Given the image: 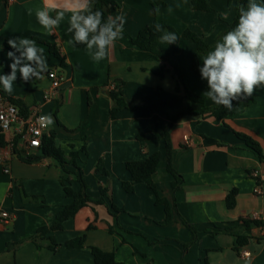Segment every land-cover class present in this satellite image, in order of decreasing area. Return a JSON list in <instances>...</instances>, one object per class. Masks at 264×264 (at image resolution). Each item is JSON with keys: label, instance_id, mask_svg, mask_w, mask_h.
Listing matches in <instances>:
<instances>
[{"label": "crops", "instance_id": "crops-1", "mask_svg": "<svg viewBox=\"0 0 264 264\" xmlns=\"http://www.w3.org/2000/svg\"><path fill=\"white\" fill-rule=\"evenodd\" d=\"M114 1L118 8L111 7L108 13L126 16L124 31L129 36L136 37L144 27L158 22L180 34L187 30L197 34L210 49L229 31L240 2L205 0L212 9L201 11L194 9L193 0ZM63 4L64 0H0V74L10 72L9 38L40 40L36 42L44 48L48 64L41 79L25 82L18 73L12 93L4 92L2 86L0 92L25 106L26 114L17 106L22 116L38 108L43 116L51 117L49 132L55 131L57 146L66 156L79 152L87 194L94 202L103 203L82 208L64 224L63 231L53 232L54 249L47 238L36 242L38 230L51 227L57 212L72 202L62 180L70 178L74 191H80L81 186L55 158L24 163L15 151L38 155V149H28L19 138L11 147V135H0V212L11 216L0 220V264H96L91 248L114 254L121 264H264V225L247 227L244 223L258 215L264 224V161L237 136L252 138L264 152V88H257L252 102L222 120L185 117L175 124L170 131V163L182 177L175 190V178L168 172L166 143L162 136H156L171 124L168 114H176L183 101L175 106L162 104L184 95L176 93L174 71L170 68L163 79L153 74L158 62L133 46L125 34L107 59L94 61L85 45L68 43V13L59 28L48 34L37 23L35 11L47 6L54 16L56 6ZM156 5L160 6L159 15L154 12ZM34 27L38 31H33ZM45 43L56 45L65 66ZM179 45L180 53L174 59L185 73L189 89L206 98L210 108L218 106L203 96L208 86L194 68L196 44L182 39ZM50 69H56L64 83L57 99L47 102ZM116 81L123 82L130 106L140 105L145 96L160 90L153 105L159 120L140 116L132 109H123L112 120L110 88ZM156 153L161 156L153 176L158 195L143 182L135 183L134 192L127 193L123 183L130 181L131 174L126 163L143 161ZM100 162L108 175L97 171ZM66 169L75 171L70 165ZM255 173L263 185L262 195L255 194ZM233 190L237 191L236 205L228 209L226 198ZM113 205L121 211H114ZM82 236L86 238L83 247L66 246ZM243 237L248 242L240 249L251 252L249 260L238 252L237 241Z\"/></svg>", "mask_w": 264, "mask_h": 264}, {"label": "clouds", "instance_id": "clouds-1", "mask_svg": "<svg viewBox=\"0 0 264 264\" xmlns=\"http://www.w3.org/2000/svg\"><path fill=\"white\" fill-rule=\"evenodd\" d=\"M54 10V16L47 6L35 11L40 27L53 34L68 13L66 31L71 34L68 43L85 45L96 62L107 59L116 42L123 39L126 16L110 14L105 17L103 11L94 10L93 0H64L63 6H56ZM238 11L235 26L201 58L199 68L201 79L206 80L208 86L203 96L229 111L233 109V101L252 97L257 88H264V0H247ZM32 12L29 8V15ZM154 12L159 15V5ZM168 12L172 13L171 7ZM150 27L154 33H159V45L177 43L178 35L162 24L157 22ZM32 30L38 31L35 27ZM7 43L15 51L7 53L11 60L10 72L0 74V86L11 94L18 73L25 82L33 78L39 80L48 70V64L44 48L39 47L36 40L19 36L9 38ZM39 120L53 122L50 116H41Z\"/></svg>", "mask_w": 264, "mask_h": 264}, {"label": "trees", "instance_id": "trees-1", "mask_svg": "<svg viewBox=\"0 0 264 264\" xmlns=\"http://www.w3.org/2000/svg\"><path fill=\"white\" fill-rule=\"evenodd\" d=\"M241 4H247V0H240L239 6ZM118 8V4L114 0H93V8L99 9L103 11L105 17L109 15L108 10L109 8ZM193 7L195 10H201V11H210L212 8L205 2V0H193ZM239 10V7H238ZM239 11L237 12V15L235 17V20L233 24L230 26L231 30L237 20H238ZM157 22L151 23L144 27L136 37L129 36L125 31L124 34L129 37L130 42L133 46L137 47L142 53L151 56L154 58L158 65L155 66L152 69L153 74L158 76L159 78L163 79L167 73L170 72V68L174 71L177 79H178V85L176 87V93L183 92V97L176 96L174 97L170 102H163V105L166 106H175L178 103H180L181 100L182 104L179 107L176 114L169 113L168 116L171 120V124L161 133L159 131L156 133L157 138L159 139L161 136L164 139L166 143L167 148V158H168V172L175 178L173 182V188L175 190H178L181 183H182V177L174 170L170 163V156L172 153V145H171V138H170V131L175 126V124L182 118L185 117H201V118H207V117H214L217 120H222L226 118L227 116L231 115L232 113L236 112L242 105L252 102L253 98L248 97L241 100H235L233 101V109L229 111L228 109L224 108L223 106H216L214 108H210L207 105L206 98L197 95L196 93L192 92L189 89L188 86V79L181 69V67L177 64L175 61V57L177 54L180 53V40H192L196 46L197 51L194 58V68L198 75L201 78L199 68L200 63L199 59L202 55H204L209 49L210 46L197 34L187 30L184 31L182 34H180L178 31H176L175 28L162 24L167 30L175 32L179 39L176 44L172 45H159L157 41V37L159 33H154L151 25H154ZM36 41H40L38 39H34ZM49 47L50 53L59 60L61 66H65V58L59 53L58 48L56 45L52 43H45ZM7 48L10 51H15L12 49L8 43H6ZM18 55V53H17ZM203 80V79H202ZM204 82L207 84V81L204 80ZM123 82L116 81L112 83V88H110V98L112 99L114 106L110 110L111 118L112 120H115L119 114L120 111L123 109H132L137 112L140 116H147L150 118L155 119L156 121L159 120V117L156 113V109L153 107L156 100L160 97V90H158L153 95H147L142 99V102L140 105H133L130 106L126 98L124 97V93L122 90ZM2 93V92H1ZM11 102L19 106L20 109L24 114H26V108L20 101H15L11 99ZM59 104L57 103L54 109V115L57 114V107ZM237 136L244 141L259 157L261 161H264V152L256 141H254L252 138L247 137L242 134H237ZM0 145H2V142H0ZM16 154L19 156V158L27 164L36 163L41 161L43 158L46 157H52L55 158L63 167L65 172L72 176L74 175L76 180L81 186L80 191H74L72 188L73 181L70 178L63 179L62 185L64 187L65 194L72 199V202L69 205L64 206L60 211L57 212L54 223L51 227H41L38 232L37 236L34 238V240L41 241L42 239L47 238L50 241V249H54L57 246V242L55 238L52 236L53 232L57 231H63L64 230V224L70 220L73 219L77 213L84 207L88 206L91 203H97L101 204L103 203V200H100L98 202H94L91 197L87 194V184L85 182L84 177V171L82 167L78 164L79 160V152H71L68 156L65 155V153L62 151L60 147L57 146L56 143V133L55 131L51 130L47 135L43 137L41 147L38 149L39 154L38 155H28L23 154V152L15 151ZM161 162V156L159 153H156L154 155H151L146 160L143 161H130L126 163V168L131 174V179L128 182L123 183V188L127 193L134 192V184L137 182H143L145 183L150 189H152L156 195H158L157 186L153 181V176L156 173L158 166ZM72 166L75 171L70 172L67 171V166ZM97 171L103 173L104 175H108V172L105 170L104 166L100 163L97 165ZM102 194H105L104 191H102ZM236 195L237 191L233 190L231 191L227 198H226V205L228 209H233L236 205ZM114 211H121V209H118L116 206L113 205ZM166 221L170 219V209L169 205L166 204ZM244 223L247 225V227H250L251 224L255 226H263L262 221H256L251 220L244 221ZM92 227L89 226V229ZM86 242L85 236L70 240L66 242V246L68 248H80L83 247ZM248 242V238H238V252H240V247H243ZM92 254L94 256L96 264H121L117 263L115 260V256L112 253H105L97 248H91ZM205 264H209L208 262H205Z\"/></svg>", "mask_w": 264, "mask_h": 264}, {"label": "built area", "instance_id": "built-area-1", "mask_svg": "<svg viewBox=\"0 0 264 264\" xmlns=\"http://www.w3.org/2000/svg\"><path fill=\"white\" fill-rule=\"evenodd\" d=\"M48 79L50 80V90L46 93L45 99L47 102H52L61 93L64 77L56 69H50ZM41 116L43 115L38 108H34L27 116H22L17 106L11 102V99L0 92V135H11L9 138L11 147H13L16 138H19L28 149L35 150L41 147L43 137L49 133L47 121L42 123L39 120ZM254 177L258 179L255 194L262 195L263 185L258 174L255 173ZM10 218L8 212H0V220H9ZM252 220L261 221L258 215H254ZM262 230L264 232V226ZM239 253L246 260H249L252 256L251 252L244 248Z\"/></svg>", "mask_w": 264, "mask_h": 264}]
</instances>
